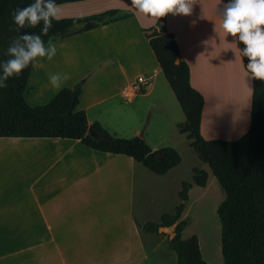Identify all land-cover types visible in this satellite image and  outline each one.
I'll list each match as a JSON object with an SVG mask.
<instances>
[{
    "label": "crops",
    "instance_id": "obj_1",
    "mask_svg": "<svg viewBox=\"0 0 264 264\" xmlns=\"http://www.w3.org/2000/svg\"><path fill=\"white\" fill-rule=\"evenodd\" d=\"M228 2L197 0L190 15L167 14L166 21L149 24L136 14L121 18L118 12L113 22L55 40L53 59L33 63L25 98L46 104L96 69L83 87L85 113L114 97L128 105L150 99L158 79L165 78L145 36L163 29L174 36L190 85L203 97L200 135L236 141L250 126L253 79L244 76L241 66L247 58L238 49L244 45L219 26ZM49 72L68 73L70 79L55 89L47 81ZM138 77L147 81L142 92L134 86ZM104 81L113 87L108 94L95 87ZM161 92L169 95L164 85ZM151 107L161 110L157 104ZM178 166L158 176L126 156L97 152L79 141L0 138V264H149L151 234L136 224L174 213L180 181L170 174ZM152 204L157 206L154 218ZM166 204L170 208L162 207ZM173 231V226L160 228L162 235L153 236L167 242Z\"/></svg>",
    "mask_w": 264,
    "mask_h": 264
},
{
    "label": "trees",
    "instance_id": "obj_2",
    "mask_svg": "<svg viewBox=\"0 0 264 264\" xmlns=\"http://www.w3.org/2000/svg\"><path fill=\"white\" fill-rule=\"evenodd\" d=\"M89 0H56L59 5ZM33 0H0V64L9 57L7 50L12 42L25 34H37L47 43L68 38L116 20L117 10L83 18L53 21L47 34L42 23L35 28L18 29L11 12L31 4ZM125 13L121 18L129 17ZM146 38L162 75L168 83L183 115L184 122L176 126L184 135L200 163L206 165L224 192V199L217 209L221 224L222 264H264V82L252 80L253 92L248 131L236 141L205 140L200 135L203 97L190 85L188 65L181 59L174 36L151 33ZM33 65V64H32ZM32 65L18 76L6 80L0 89V138H60L79 141L83 146L101 153L123 155L142 165L151 173L163 176L178 166L181 158L173 148L153 151L142 138H113L95 122L88 125L86 113L80 108L84 85L92 78L90 71L70 87H65L46 104L30 106L25 93ZM2 75V70H0ZM142 92V89H140ZM88 128L103 139L95 140L87 135ZM154 152L161 156H150ZM208 173L193 170L192 184L204 188ZM190 183L183 182L178 194L179 204L173 214L161 215L158 222H147L138 229L145 234L162 235L160 228L174 227V236L167 246L176 256L177 264H206L198 238L193 235L182 239L186 227L180 221L184 205L188 201Z\"/></svg>",
    "mask_w": 264,
    "mask_h": 264
},
{
    "label": "rangeland",
    "instance_id": "obj_3",
    "mask_svg": "<svg viewBox=\"0 0 264 264\" xmlns=\"http://www.w3.org/2000/svg\"><path fill=\"white\" fill-rule=\"evenodd\" d=\"M83 5H60L62 8L61 19L83 18L117 9L121 14H136L145 24H149L155 20L139 15L131 7V0H96L95 2H85ZM93 8H96V10L97 8L104 9L92 11ZM156 20L166 21L165 17ZM154 26L160 27V24H154ZM147 34L150 35L151 33ZM93 71L95 74L96 69H93ZM52 73L54 72L50 74ZM49 75L47 74V81H49ZM44 77L46 78L45 74ZM106 77L109 80V74ZM162 85L169 91L170 96L162 95ZM95 87L102 89L104 94H108L113 88L105 81L103 84L100 82L96 83ZM25 100L30 106L38 105L33 103L35 101L30 99V95H27ZM151 104H157L161 107V110L151 107ZM142 105L147 106L146 114ZM86 117L90 124L99 123L107 134L113 138L129 139L142 136L150 148L160 149L170 147L177 151L181 162L178 168L170 174V177L175 181H180V190L183 182L192 185L188 192V201L184 205V212L180 218V221H185L187 224L181 234V238L187 239L195 235L198 238L200 252L206 264H222L221 224L217 216V209L224 199V192L211 174L210 169L200 163L196 153L188 147L186 137L177 132L176 126L184 122V115L165 80L163 78L158 79L156 89L150 99L140 97L133 104L128 105L122 104L119 97H114L88 109ZM194 169L203 170L208 173L207 183L204 188L192 184ZM174 203L175 206L179 204L177 195L174 197ZM162 207L170 208L167 204ZM152 208L150 217L154 218L157 206L152 204ZM157 220L149 222H157ZM167 242L163 241L161 237H155L151 234V240L148 243V250L150 252L149 264H177L176 256L168 249Z\"/></svg>",
    "mask_w": 264,
    "mask_h": 264
},
{
    "label": "clouds",
    "instance_id": "obj_4",
    "mask_svg": "<svg viewBox=\"0 0 264 264\" xmlns=\"http://www.w3.org/2000/svg\"><path fill=\"white\" fill-rule=\"evenodd\" d=\"M197 0H131V7L146 18L159 19L171 13L188 16L192 13ZM12 23L18 29L35 28L42 23V32L47 34L53 26V21L62 17V8L56 0H33L23 8L11 12ZM219 26L224 35L238 38L244 47L238 49L239 55L248 60L244 76L251 75L252 79L264 82V0H229L224 5ZM57 48L53 38L47 43L37 34H25L14 40L7 50L9 59L0 64V89L11 77L18 76L34 62L47 59L51 61L56 55ZM49 83L59 89L70 79L68 73H52Z\"/></svg>",
    "mask_w": 264,
    "mask_h": 264
},
{
    "label": "water",
    "instance_id": "obj_5",
    "mask_svg": "<svg viewBox=\"0 0 264 264\" xmlns=\"http://www.w3.org/2000/svg\"><path fill=\"white\" fill-rule=\"evenodd\" d=\"M87 135L95 140L103 139V137L92 128H88ZM150 156L159 160L161 159V156L155 154L154 152H152Z\"/></svg>",
    "mask_w": 264,
    "mask_h": 264
},
{
    "label": "built area",
    "instance_id": "obj_6",
    "mask_svg": "<svg viewBox=\"0 0 264 264\" xmlns=\"http://www.w3.org/2000/svg\"><path fill=\"white\" fill-rule=\"evenodd\" d=\"M248 63V60H246V63L245 65H247ZM146 79L144 77H138L135 82H134V86L137 88V89H140V87H143V86H146Z\"/></svg>",
    "mask_w": 264,
    "mask_h": 264
}]
</instances>
